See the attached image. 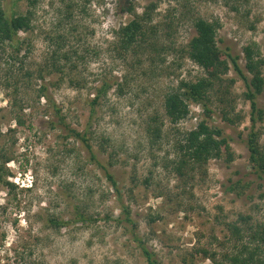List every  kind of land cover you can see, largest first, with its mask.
Instances as JSON below:
<instances>
[{
	"label": "rangeland",
	"instance_id": "rangeland-1",
	"mask_svg": "<svg viewBox=\"0 0 264 264\" xmlns=\"http://www.w3.org/2000/svg\"><path fill=\"white\" fill-rule=\"evenodd\" d=\"M1 1L9 13L30 8L26 0ZM33 1L32 27L20 33L27 51V57L18 56L23 71L0 53V264H147L131 231L156 264H212L201 249L219 250L225 221L238 214L264 221V180L252 173L245 144L250 106L243 81L232 70L223 76L235 79L230 116L240 120L234 124L223 120L218 94L211 95L209 124L229 137L232 161L223 154L185 178L177 176L171 169L176 143L205 113L188 101L187 117L173 125L164 112L165 95L181 80L205 75L185 53L195 34L192 19L218 20L219 47L239 55L244 68V46L255 45L264 56V0H130L138 14L155 4L158 54L117 48L118 28L132 19L120 12L122 0ZM53 61L56 68L49 70ZM26 68L34 77L49 72L26 83ZM9 73L17 93L5 85ZM105 79L120 86L95 106L90 122V100ZM41 83L69 127L87 131L94 154L118 181L134 228L119 221L120 204L103 168L79 140L64 136L52 105L37 99ZM258 104L264 111V90ZM149 124L161 127L155 142ZM50 217L68 224L57 229Z\"/></svg>",
	"mask_w": 264,
	"mask_h": 264
},
{
	"label": "trees",
	"instance_id": "trees-1",
	"mask_svg": "<svg viewBox=\"0 0 264 264\" xmlns=\"http://www.w3.org/2000/svg\"><path fill=\"white\" fill-rule=\"evenodd\" d=\"M30 7L25 13H9L4 9L0 0V53L6 54L7 58L12 59L14 64L20 66L16 69L23 71V58L18 56L25 55V41L21 39L20 33L27 32L32 27V11L34 5L33 0H26ZM241 1V0H236ZM247 2L248 0H244ZM155 4L150 3L141 14L136 13L135 7L130 0H122L119 7L121 13H128L132 19L120 26L116 32L117 48L123 53L133 51L135 49L145 51L150 50L156 54L160 53L158 48V28L151 24L152 12L155 9ZM237 9L236 7H234ZM166 36H170L169 24H165ZM192 26L195 34L188 41L185 53L192 62L198 65L205 75L196 80L186 81L181 80L177 87L165 95L164 112L170 124H177L180 120L187 117L189 113L188 101L193 102L202 107L205 117L199 121L195 128L187 131L181 140L176 143V159L174 160L171 169L180 178H185L189 171L194 169H202L210 159L221 158L225 154L226 161H232V151L229 148V137L224 131L215 125L209 124L212 109L211 95L218 94V101L221 104L220 112L225 122L234 124L239 121L238 115L235 118L231 117L234 107L231 104L229 97V89L235 79H224V75L230 70L243 81L246 90L243 93L244 98L248 100L250 106V126L246 135L245 144L249 152V164L252 173L257 180H264V143H260L261 135L264 134V124L262 127H257L258 123L264 121V111L258 104V96L264 90V56L255 45L248 44L243 47L244 68L239 64L240 56L233 54L231 49L220 48L218 45L217 31L221 24L218 20H207L202 17L192 19ZM23 48L25 49L23 51ZM169 47L161 45V50H167ZM145 50V51H144ZM9 51V54L8 52ZM19 59V60H18ZM153 60V57H150ZM52 61V60H51ZM55 61L51 62L49 70L55 69ZM10 66L9 70H13ZM48 71H39L35 77L31 69L26 68L22 73L21 79H25L26 83H30L32 78L44 79ZM11 73L5 78V85L13 87V93H17L18 82L14 79L11 81ZM119 83H112L108 79L103 80L96 89L93 98L90 100V114L88 121L91 122L95 114V106L100 104V101L106 97L108 91ZM37 99L43 98L48 105H52L54 115L57 118L56 124L65 131L67 138L79 140L90 154L91 161L103 168L104 176L110 186L115 191V197L120 204L119 221L134 228V222L131 218L128 207L122 202V194L120 193L118 181L115 176L100 163L97 156L92 150L89 143L87 131H78L75 128H70L66 122V118L61 114V110L55 105L54 101L48 94L47 86L41 83L36 90ZM231 102V103H230ZM154 121V120H153ZM18 123L21 121L18 120ZM148 133L151 135V142L161 138V127L152 124L148 125ZM1 181V180H0ZM8 184V183H7ZM12 186L11 184H8ZM84 215L81 212H76L77 220H84ZM48 222L52 227L57 229L67 225L61 219L50 217ZM226 237L220 243L219 250L201 249L202 254L211 260L212 264H264V221L254 220L251 215L238 214L235 221H225ZM133 240L139 247L142 256L147 264H156L154 253L150 251L141 240V238L131 231ZM32 264H37L35 261Z\"/></svg>",
	"mask_w": 264,
	"mask_h": 264
}]
</instances>
